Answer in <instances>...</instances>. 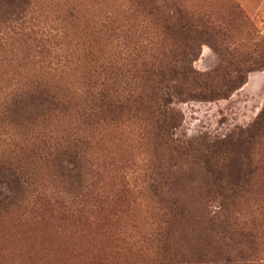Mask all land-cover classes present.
<instances>
[{
    "label": "rangeland",
    "instance_id": "obj_1",
    "mask_svg": "<svg viewBox=\"0 0 264 264\" xmlns=\"http://www.w3.org/2000/svg\"><path fill=\"white\" fill-rule=\"evenodd\" d=\"M178 1L189 12L230 27L223 16L239 5L255 31L264 34V0ZM136 9V0H31L24 22L0 26V158L27 147L25 133L3 120L7 94L46 65H53L64 82L80 87L94 52L102 63L106 56L118 58V49L120 62H126L123 52L129 42L145 47L154 31L149 14L139 16ZM112 27L117 28V42L111 39ZM198 53L196 69L216 66L218 57L208 44L200 45ZM263 102L264 69L254 70L228 98L174 102L183 117L175 134L201 142L223 138L249 125ZM89 152L95 166L75 199L58 198L51 182L37 179L38 205L19 219L0 222V264H173L175 255L207 262L202 264L229 259L232 264H264V173L228 205L229 223L211 226L209 217L219 210V199L201 159L181 161L169 181L175 203L165 207L167 200L159 201L149 189L153 155L140 130L112 128L92 142ZM9 194L7 181L0 178V202ZM179 204L185 207L181 223V208L171 213ZM165 212L176 213L173 223L165 221Z\"/></svg>",
    "mask_w": 264,
    "mask_h": 264
},
{
    "label": "trees",
    "instance_id": "obj_2",
    "mask_svg": "<svg viewBox=\"0 0 264 264\" xmlns=\"http://www.w3.org/2000/svg\"><path fill=\"white\" fill-rule=\"evenodd\" d=\"M30 7L31 0H0V26L24 22ZM136 7L139 16L149 14L154 31L145 47L142 42H129L123 52L126 62H120L118 49V58L106 56L102 63L94 52L91 65L81 73L80 87L64 82L53 65H46L7 94L1 107L3 120L25 133L27 147L21 152V146L14 148L0 158V178L10 187L9 196L0 202V222L19 219L38 205L42 195L33 186L37 179L51 182L58 196L67 201L75 199L87 187L85 177L95 166L94 154L89 152L92 142L101 141L112 128L140 130L153 155L149 189L159 201L167 200L165 207L169 201L175 203L169 181L180 170L181 161L201 159L217 189L213 195L219 199V210L209 217L211 226L229 223L228 205L241 190H251L254 179L264 173L260 167L264 102L249 125L209 142L176 136L183 117L174 106V102L187 100L228 98L245 83L249 72L264 69V34L255 31L239 5L226 16L221 14L231 27L187 11L178 0H136ZM116 29L112 27L111 39L117 42ZM202 44H208L218 57L216 66L206 71L193 66ZM178 208L181 223L183 204L171 213ZM165 213L170 218L165 221L173 223L176 213ZM174 257L173 264L207 263Z\"/></svg>",
    "mask_w": 264,
    "mask_h": 264
}]
</instances>
